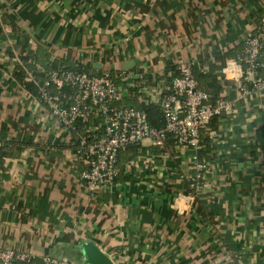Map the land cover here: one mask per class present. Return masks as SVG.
<instances>
[{
	"label": "crops",
	"instance_id": "0c3cea01",
	"mask_svg": "<svg viewBox=\"0 0 264 264\" xmlns=\"http://www.w3.org/2000/svg\"><path fill=\"white\" fill-rule=\"evenodd\" d=\"M262 2L0 0L6 8L2 20L10 26H0V137L30 143L19 155L0 158V246L36 255L16 264H40L41 252L60 256L81 239L119 254L117 264H264L263 112H247L246 118L239 106L228 142H210L201 151L208 161L204 187L184 211L188 185L167 167L174 161L182 171L185 156L171 140L166 163L148 140L122 151L114 183L92 193L71 148L78 132L61 129L14 76L17 45L27 39L26 48L41 62L116 74L123 102L139 108L135 80L164 72L177 60L203 62L221 77L225 60L241 50L243 36L258 20ZM129 60L135 65L123 70ZM234 93L227 90L229 97ZM55 141L61 146H53Z\"/></svg>",
	"mask_w": 264,
	"mask_h": 264
},
{
	"label": "built area",
	"instance_id": "2783aa9c",
	"mask_svg": "<svg viewBox=\"0 0 264 264\" xmlns=\"http://www.w3.org/2000/svg\"><path fill=\"white\" fill-rule=\"evenodd\" d=\"M260 10L258 20L250 24L243 36L241 50L226 59L220 70L221 78L229 82V86L215 101L199 87L193 74L198 62L193 59L177 60L174 64L176 74L168 82L160 80L138 87V102L157 106L163 118L161 126L151 125L142 109L123 102L124 94L119 89L117 76L107 69L92 73L84 69L56 68L41 84L36 83L38 96L61 129L79 127L74 154L84 164L80 175L90 192L110 187L119 174L120 153L144 140L160 149L159 155L166 163L172 157L165 147L169 139L177 152L185 156L182 171L180 164L174 161L167 170L188 185L185 196L189 205L184 211L189 210L196 194L204 187L208 172V161L200 157L204 148L203 132L212 143L225 144L233 135V121L239 106L246 118L247 112L254 116L264 113V0ZM5 12L6 8L0 4V26L9 30L10 26L2 20ZM201 69L206 70V66L203 64ZM162 74L160 71L159 75ZM26 79L33 80L29 74ZM122 80L127 81L129 77L123 76ZM126 86L131 84L126 83ZM228 89L235 92L233 97L227 96ZM213 119H217V125L208 129ZM251 139L259 144V140ZM134 162L128 161L126 165ZM109 255L117 264L119 254ZM35 256L31 252L0 246V264L29 262ZM38 256L41 264H73L42 253Z\"/></svg>",
	"mask_w": 264,
	"mask_h": 264
},
{
	"label": "trees",
	"instance_id": "16d2710c",
	"mask_svg": "<svg viewBox=\"0 0 264 264\" xmlns=\"http://www.w3.org/2000/svg\"><path fill=\"white\" fill-rule=\"evenodd\" d=\"M12 26H13V30H15L16 32L17 30H19L18 25L14 21H12ZM26 41L27 39H24L20 41V44L17 45L18 49L16 50L17 51L16 57L18 58L19 64H17V68L14 72V76L25 87L27 91L34 94L40 101L41 99L37 94L38 85L36 83L41 84L48 77V74L51 70L56 68L82 70L81 66L75 64H65L63 62L58 63L56 61H48V60L45 63L39 61L38 54L36 53V51L29 50L26 48ZM202 64L203 62H199L198 65L194 66L193 74L196 80L198 81L199 87L209 94L211 101H215L217 98H219L222 95V92L224 91L225 87L229 86V82L223 80L221 77H218V71L212 67H210L211 68L210 69L208 66L206 70H202L201 69ZM24 67L28 69V72H26ZM168 73H170L171 75H168ZM27 74L31 75L33 80H27L26 79ZM175 74H176L175 65H171L166 68V70L163 72L162 75L159 74L143 75L142 77H140L138 80L135 81L138 82V87L144 84L154 83L160 80L168 82L169 80H171V77ZM51 91L55 92L54 89H51ZM127 104L134 106L132 102H128ZM139 108L146 113L147 120L151 125L153 126L162 125L163 118L157 106L151 104H147V105L142 104L139 106ZM216 125H217V119H213L209 123L208 129L215 128ZM74 130L76 131V133L80 132L78 126H76ZM203 142H204V148L208 147L211 142L209 137H207V135L205 134V132H203ZM28 144L30 143L18 141L16 139H11V138L6 139L2 135L0 137V158L4 156L6 157L17 156L19 155L20 151ZM53 146L60 147L61 145L59 144L58 141H55ZM71 148L72 151L74 152V150L76 149V141L75 143H73V146ZM29 262H24V263H29Z\"/></svg>",
	"mask_w": 264,
	"mask_h": 264
},
{
	"label": "water",
	"instance_id": "95a60500",
	"mask_svg": "<svg viewBox=\"0 0 264 264\" xmlns=\"http://www.w3.org/2000/svg\"><path fill=\"white\" fill-rule=\"evenodd\" d=\"M7 11L26 32H29L28 27L22 24L21 19L17 16L13 9L11 10L9 7H7ZM44 45L49 46L47 42H45ZM134 65L135 62L133 60H129L123 63L122 68L123 70L129 69ZM135 70L138 73L139 70L137 67H135ZM67 250L68 251L65 254H61L60 256H51L45 252L41 253L50 257L68 261L73 264H116L111 256L92 239L78 240L73 243L71 250Z\"/></svg>",
	"mask_w": 264,
	"mask_h": 264
},
{
	"label": "clouds",
	"instance_id": "9594fccd",
	"mask_svg": "<svg viewBox=\"0 0 264 264\" xmlns=\"http://www.w3.org/2000/svg\"><path fill=\"white\" fill-rule=\"evenodd\" d=\"M178 200L181 202V204H182V197H178Z\"/></svg>",
	"mask_w": 264,
	"mask_h": 264
},
{
	"label": "rangeland",
	"instance_id": "374dc122",
	"mask_svg": "<svg viewBox=\"0 0 264 264\" xmlns=\"http://www.w3.org/2000/svg\"><path fill=\"white\" fill-rule=\"evenodd\" d=\"M120 159V158H119Z\"/></svg>",
	"mask_w": 264,
	"mask_h": 264
}]
</instances>
